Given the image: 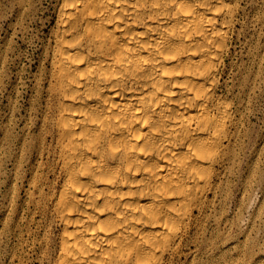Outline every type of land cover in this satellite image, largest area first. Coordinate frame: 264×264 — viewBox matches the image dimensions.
Returning a JSON list of instances; mask_svg holds the SVG:
<instances>
[{
    "label": "bare ground",
    "instance_id": "6f19581e",
    "mask_svg": "<svg viewBox=\"0 0 264 264\" xmlns=\"http://www.w3.org/2000/svg\"><path fill=\"white\" fill-rule=\"evenodd\" d=\"M235 15L232 0H60L27 148L48 169L29 181L41 261L180 257L235 159Z\"/></svg>",
    "mask_w": 264,
    "mask_h": 264
},
{
    "label": "rangeland",
    "instance_id": "374dc122",
    "mask_svg": "<svg viewBox=\"0 0 264 264\" xmlns=\"http://www.w3.org/2000/svg\"><path fill=\"white\" fill-rule=\"evenodd\" d=\"M22 1L0 0V264H48L40 259L44 228L30 213L29 187L35 173L48 169L27 148L39 127L45 48L60 0ZM232 5L235 28L221 89L239 109L235 159L225 164L222 190L171 264H264V0Z\"/></svg>",
    "mask_w": 264,
    "mask_h": 264
}]
</instances>
